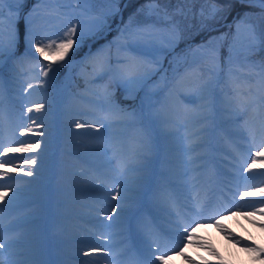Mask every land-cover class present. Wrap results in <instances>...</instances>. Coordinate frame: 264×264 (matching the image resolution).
<instances>
[{
    "label": "rangeland",
    "instance_id": "1",
    "mask_svg": "<svg viewBox=\"0 0 264 264\" xmlns=\"http://www.w3.org/2000/svg\"><path fill=\"white\" fill-rule=\"evenodd\" d=\"M120 1L4 0V3L0 5V13H2L0 15V43L4 46L3 54L0 56V130L5 127L6 129L10 128V137L20 136L24 142H39L36 137L40 136L53 137L54 143L60 147V151H64L66 154L64 156L66 168L63 169L65 178L71 179L67 174L74 171H77L74 173L76 176L79 174L93 176L86 182L75 184L86 187L85 189L103 184L99 175L91 174L90 169L97 168L100 173L99 169L103 170L106 166L105 159L111 154L106 153L104 157L102 154L103 151H106L107 143L113 140L109 136V132L110 134L113 132L119 138V143H126L128 151V154H125L126 163L117 167L119 170L117 179H120L119 181L125 179L126 181L123 183L125 187L130 186L136 191L143 190L142 188L151 173L149 171L151 165L145 164H150L149 159L156 152L154 150L155 134L159 125V118L156 117L159 114L154 115L155 118L150 117L146 110L148 108L153 110L158 106L162 96H165L166 103L172 109L165 111L168 115L164 116V120L168 123L171 121L169 132L174 130L176 137L162 142L160 148L163 151L164 149L173 150L171 141L178 140L181 135H188L189 131V136L186 137L193 134L194 138L188 148L200 150L201 145L204 144L200 141L201 134L206 131L213 133L218 131L215 126H209L213 125L211 120L206 121L203 127L197 128L191 122V114L195 112L196 115L206 116L207 119L212 118L214 104L220 106L225 114L226 118L222 124L225 128H231L238 124L243 130L245 129L243 135L246 137L247 133L256 129V124L253 123L252 127V123H250L254 122L250 116L249 119L246 118V121L241 119L245 117L246 107L249 103L247 100L244 102L243 100L252 95L242 97L240 92L246 93L248 87L264 86V8L252 5L235 16L226 30L213 34L207 40L197 44L189 41L181 45V31L172 23H168L167 20L159 19L158 14H151L141 25L132 28L121 26L119 23ZM208 2L206 0L202 6L201 13L205 17H212L217 12V6ZM252 2H256V0H252ZM35 20L42 22L43 25L40 28L43 30L36 28L35 31H31V28H35V26L31 28L29 26ZM70 25L77 27L78 36L80 33L83 35L77 43H74L69 55L63 61L54 63L51 59L45 60L40 57L34 49L30 50L28 41L32 36L29 33L35 35L37 39L50 42V39L62 36ZM13 34L17 37L16 43L12 48H9V40ZM74 39L76 38L74 37ZM73 61L75 63L70 77L71 90L66 94L64 98L66 100L63 99L64 101L60 104L59 95L67 81L68 66ZM49 63L52 64L55 72H49L45 77L43 71H47V69L43 66ZM124 69L129 72L123 73L124 76L119 79L116 70L122 72ZM137 75L147 78L146 81L136 87L130 86V80ZM258 88L253 97L261 92V88L259 90ZM250 90L254 92L253 89ZM167 93L170 96L169 99L165 95ZM261 95L264 97V94ZM120 98L130 102L122 103ZM238 101L242 103L238 106L237 111L228 109L231 104ZM198 102L210 109L203 108L198 111L195 104ZM38 103L44 104L41 111L27 112L28 107L35 109V105ZM96 108L102 112L111 109L117 114V117L115 119L103 118L100 115V120L94 119V122L91 123L92 129L87 130L85 126L88 124L87 122L93 120L91 117L94 116ZM180 110H183L184 116L182 115L176 120L172 116L173 112L177 113ZM36 115L39 118L37 117L35 122L38 121L39 124H33L32 119H29V117L36 118ZM72 116L71 121L65 119V117ZM57 118H60V121L63 118L66 120L62 129L56 126ZM4 119L7 122H3ZM18 121H21L19 126H17ZM22 122L28 128L31 127V131ZM41 124L48 127L36 129ZM77 124L85 126L78 128ZM14 127L16 128L14 129ZM97 129L99 130L97 131ZM73 130L78 131L79 136L68 139L69 143L72 142V146H66V144L63 146L64 133ZM94 131L95 133L92 135L91 132ZM125 131L127 133L125 138H123L124 134L118 136L119 132L124 133ZM137 132L142 136L143 142L141 143H137L134 136ZM39 133H43V135ZM240 134V132H236L234 136ZM203 135L206 134L203 133ZM219 136V141H215L214 138L213 142L208 143L214 144V151L229 152L231 142L226 131L223 129L219 131ZM186 137H182V139ZM41 150L46 153L54 151L48 147L35 148V153L31 157L34 158ZM129 155L133 156L134 162L127 161ZM198 155L203 159L206 153L200 151ZM80 163L87 164L88 169L81 168ZM29 164L31 165V163ZM10 165L6 164L7 167ZM216 165H221V162L216 160L213 168ZM39 166L48 168L43 164ZM130 168L134 171L129 172ZM28 171L25 169V172ZM172 171L171 177L168 178L170 182H174L172 179L181 174L176 168H173ZM31 172L30 176L24 174L27 180L23 184H28L31 179H37L36 171L31 170ZM127 172L130 173L128 180L134 179L133 182H127ZM42 178L48 181L47 177ZM69 185L64 188L76 190L75 185ZM107 187L114 191L111 184H108ZM136 193L139 194L135 191L124 194H131L135 197ZM99 194L103 193L97 195L98 199H101L102 195ZM109 195L116 196L112 193ZM86 196L93 197L87 190L85 191ZM66 200L70 201V198L61 197L60 199L63 202ZM80 202V199H76L73 204L76 205ZM4 203L0 200V205ZM117 206L126 207L122 203ZM33 211H25L22 215L30 216ZM88 211L95 216L79 215L80 220L84 219L86 225L87 222L100 223V225L106 223L103 216L108 213L100 207H91ZM33 216L36 215L33 214ZM99 216L102 218H98ZM16 220L17 218H13L11 222ZM3 226L5 227V225ZM258 227L261 232H264V223ZM85 236L88 235L78 234L77 237L70 236L66 239L75 241L78 237L84 238ZM95 238L101 239V237ZM35 239L34 242H28V246L21 245L19 247L16 246L25 242L20 234L12 233V235L3 236L1 240L5 245L12 244L10 254L17 253L14 256L17 261H21L30 252L43 249L41 247L42 240H40L43 239V236ZM57 239L59 238H56V241ZM241 246L237 247L241 248ZM94 260L101 261L96 257Z\"/></svg>",
    "mask_w": 264,
    "mask_h": 264
},
{
    "label": "bare ground",
    "instance_id": "2",
    "mask_svg": "<svg viewBox=\"0 0 264 264\" xmlns=\"http://www.w3.org/2000/svg\"><path fill=\"white\" fill-rule=\"evenodd\" d=\"M260 5L262 7L264 6L262 4ZM42 25L40 20H35L29 27L35 26V28H31V31H35L36 28L43 30L40 28ZM74 63V61L70 62L68 66L69 68L66 73L67 81L58 99L60 104L66 100L64 98L71 90L70 77L72 75ZM126 72L129 71L126 69L122 72L116 70V75L121 79L124 76L123 73ZM137 76L140 77L139 82L129 83L130 86H139L147 79L140 75ZM257 88L258 87H248L246 93L237 90V92L241 93L240 96L242 97L252 95L250 97L251 99L245 97L243 100V102L245 100L249 102L246 107V116L243 120H246V118L250 116L254 120V123L257 124V128L255 131L249 132L247 137L241 135L238 139H235L232 134L235 133L239 127L235 126L231 129V134H229V136H231L236 147H233V153H227L231 163H226V166H222L221 169L226 171L225 168H230L235 174L233 177L234 179L230 178L227 172L224 173L225 176L222 174L217 176L216 174L218 171L212 166L215 160L220 159L217 156H224L222 153L214 151V144L211 145L208 143L212 142L214 138L215 141L219 140V131L222 129V123L226 118L224 112L218 105L214 104L212 107V118L207 119L206 116L202 117L196 115L195 112L192 113L193 115L191 114V122L197 128L203 127L206 121L209 122V120H211V124L213 125L209 126H215L218 131L217 133L210 131L203 132L206 134L205 136H202L203 133L201 134L200 138L202 140L200 139V141L204 142V145L200 150L188 148L194 138L193 134H191L190 137H186L189 136V133H187L188 135H181L176 141H172L171 145L173 146V150H161L160 144L167 140L170 135L166 132L170 130L169 126L171 124V121L168 123L164 120V116L168 115L165 111L167 109L172 110L169 104L166 103L167 99L165 100V96H162L158 106L153 108V110L149 108L146 110V113L149 114L150 117L159 114L156 116L159 118V125L154 149L156 152L152 155L153 157L149 159L150 164H145L151 165L149 169L151 175L146 180V184L144 183L145 186H143V190L136 191V189H132L130 186H121L122 184L120 183H125V179H122L120 183H118L119 179H117V176L119 170H117V167L126 163L125 154L127 155L128 151L125 145L126 143H119V138L116 137V134L113 132L110 134L109 132V136L113 140L107 143L106 151H103V154L101 153L103 157L106 153L111 154L110 157L105 159L107 164L102 170V174H106L108 177H103L102 174L98 173L97 168L90 169V173L99 175L103 183L115 186L114 194L117 196L115 199L111 198L108 205L100 203L98 199L96 201L91 200L88 196L85 197L84 193H81L85 187L76 186L78 187L77 194L76 191L72 192L64 188L65 186H70L69 183L74 185L78 182H86L89 178L92 179L93 176L89 177L88 175L84 176L82 174L76 176L72 175L74 173L72 172L67 174L71 179L65 178L63 169L66 168V161L64 158L66 154L64 151H60V147L54 143L55 139H53V137H36V140L40 142V147H48L54 151H52V153L42 152V150L39 151L34 157L36 159L35 165L22 162L24 158L31 157L32 154L35 153V149L29 152H5L0 157L10 161L7 164L11 165L7 167L6 164L0 163V174L7 173L6 176L0 175V185L5 186L0 188V193H7L2 200L5 203L0 205V227L2 226L0 228V240L3 236L12 235V233L20 234V237L22 239L24 238L25 242L16 246L19 247L21 245L28 246V242H34L36 240L35 238L38 239L40 236H43V239H40L42 240L41 247L43 249L34 250L21 261H17V258L14 256L15 254H10V247L12 244H6L5 247L0 248V253H3V255H0V261H2L3 264H86V262L90 264L93 262V259L90 258V255H85L84 252L91 249V247L88 248V246H95L96 248L101 247L108 250L110 256L103 254L99 256L106 263L112 261L115 264H122V262L126 260L127 264H133L135 262H138V264H153V259L148 256H145L146 259L143 258V260L140 261V259L134 257L133 254L128 257L126 254H121V252L125 250L124 246L126 245V238L122 237L123 232L126 229L129 230L132 225L137 227V237L142 234L149 236L157 243V246L160 245L159 248L163 253H175L166 260L165 264H264V232H261L258 227L261 223H264V196L258 194V190L264 189V167H262L260 163H257L250 171H245L246 162L249 161L254 151L264 148V97L261 95L264 94V86H260L258 90L261 88V92L253 97ZM250 89H253L254 92ZM165 95L169 99L170 96L168 93ZM53 101L55 100L53 99ZM200 102L195 103L198 111L203 108L210 109V107H205ZM241 103L239 101L234 102L228 109L235 112ZM159 109L160 111L158 112ZM96 115L113 119L117 117V114L111 111V109H106L104 112H102V110H97ZM182 115L184 116L183 110H180L177 111V113L173 112L172 116L178 120ZM35 117V119H37L38 116L36 115ZM97 117L98 116H96V118ZM65 119L71 121L73 116L69 118L65 117ZM56 122L58 123L56 126L62 129L66 120L63 118L60 121V118H57ZM92 122L94 121L91 120V122H87L88 124L85 126L87 130L92 129ZM20 124L21 121H18L17 126ZM33 124H39V122L36 121ZM25 127L28 128L26 125ZM45 127L48 126L44 125L43 127H36V129L38 128L40 130ZM203 130H205V128H203ZM9 133L10 128L8 127L7 129L5 127L3 130H0V143L7 145L12 142L14 149L20 148V142H24L22 137L11 138ZM91 133L93 135L95 131ZM151 133L150 131V135ZM64 134L63 146H65V144L66 146H72V142L69 143L68 139L79 136V132L76 130L70 131L69 133L65 132ZM121 135L125 138L127 136L126 131L124 133L119 132L118 136ZM134 136L137 139V143L143 142L139 132ZM182 137L186 138L182 139ZM197 138H199V136H197ZM161 151L163 155L161 156V163L158 165ZM200 151L207 153L204 162L198 155ZM58 160L59 163H57ZM134 160L132 155H129L127 158V161L131 163ZM41 164L48 166V168H41V166H39ZM80 167L88 169L87 164L84 163L81 164ZM173 168H176L181 173L177 176L179 180L178 178L176 180H178V182H185L184 184H170L168 178L171 177ZM25 169L29 171L35 170L37 179H31L28 184H23V182L27 180L24 175L27 173ZM130 171L134 170L130 168L129 172ZM129 172L126 173L127 182H133L134 179L128 180L130 176ZM206 172L209 174L205 175ZM222 176L229 180H222ZM42 177H47L48 181H45ZM106 187V185L93 186V188H90L92 189L90 193H94L96 196L95 190L97 193L107 192L108 189ZM130 191H135L139 194L136 193L137 195H135V197L131 194H124L130 193ZM175 191L180 192L178 198L182 201H191L198 205L203 203L206 198H211V196L214 199L217 197L219 198L214 208L201 219L206 225L201 226L197 231H191L192 227H190L186 234L183 235V237H187L190 234V238L184 240L187 246L182 249V254L179 252L181 238L179 241L175 240L169 242L168 236L165 233L161 235L154 222L143 221L144 218L148 217L146 221H149L151 218L145 210H141L132 220L133 214L136 212V206H141V204L146 201L159 200V197L162 196L174 195ZM245 192H247L248 195H243ZM238 195L240 197L237 200ZM102 196H104L103 201L108 199L104 194H102ZM13 197H15V199H13ZM61 197H68L72 202L60 201ZM76 199H80L84 204L82 206V203L78 205L71 204L74 203ZM88 201H91V204L96 206L99 205L104 212L108 213L106 215L107 223L102 227L97 228L91 224L85 225L84 221L80 220V216L83 214L85 216L89 213L83 211L87 209L88 206H91L88 204ZM119 203H122L126 207H118L117 205H119ZM113 206L116 207V212L114 214L111 212ZM29 210H34L32 213L36 216L32 217L33 214H30V216L28 214L25 216L22 215L23 212ZM92 214H90V216H93ZM229 215L231 216L230 218ZM108 216H112V219L109 220ZM106 217L104 216V218ZM13 218H17V220L11 222ZM197 218L198 216L196 215L194 221H197ZM192 222L186 221L185 225H189ZM3 225L7 226L4 227ZM89 230L103 236L104 240L96 241L91 238L88 241L82 238H77L74 242L65 240L70 236L76 237L77 234H82V231L88 232ZM56 238L59 239L56 241ZM138 242L140 243V240L134 238L133 244ZM128 245L129 247L131 246L130 244ZM238 245H242L241 248L237 247ZM250 249H257V251H251ZM54 253L64 255L60 257L58 255L55 256ZM155 264H158V262H155Z\"/></svg>",
    "mask_w": 264,
    "mask_h": 264
},
{
    "label": "snow or ice",
    "instance_id": "3",
    "mask_svg": "<svg viewBox=\"0 0 264 264\" xmlns=\"http://www.w3.org/2000/svg\"><path fill=\"white\" fill-rule=\"evenodd\" d=\"M241 3H251L252 0H240ZM258 3L264 5V0H257ZM4 3V0H0V5ZM2 15V13H0ZM29 35L32 36V38L28 41V44L30 46V50L34 49L36 53H39L40 57H43L45 60L51 59L54 63L57 61H63L65 57H67L70 53V51L73 48L74 43H77L80 38H82L83 33H80L78 36L77 33V27L75 25H70L67 28V31L60 37L52 38L50 39V42H45L43 39H37L35 35L29 33ZM74 37L76 39H74ZM17 37L15 34H13L9 40V48H12L16 43ZM4 51V46L2 43H0V56H2ZM47 69V71H43V76L47 77L49 72H55V69L53 68L52 64H46L43 66ZM140 77H134L130 83H138ZM44 108L43 103H38L35 105V109L33 107H28L27 112L32 113L34 110L39 112ZM29 119H32L33 123H35V118L29 117ZM84 124H77V127H84ZM91 126V125H89ZM41 127H43V124H41ZM31 131V127L28 129ZM99 129H97L98 131ZM40 135H43V133H39ZM21 147L14 149L12 147V143L10 142L6 146L2 143H0V156H2L7 151H23V152H29L32 151L35 148L40 147V142L38 141H28V142H20ZM258 158H264V148H260L259 150H256L254 154L250 157L249 161L246 162V168L245 171H250L254 166L257 165V163H260L262 167H264V159H258ZM10 161L3 160L0 161V163L7 164ZM23 163H31L33 165L36 164V159L33 157L24 158ZM27 175H32L31 171H28L26 173ZM0 175L6 176L7 173H3ZM5 187L4 185H0V188ZM258 194L264 196V189L258 190ZM7 195L6 192L0 193V200H3L4 197ZM243 195H248L247 192L243 193ZM114 199L116 196L113 197ZM15 199V197H13ZM111 212L114 214L116 212V207L113 206L111 208ZM108 219L111 220L112 216H108ZM194 226L198 227L201 226L199 222L193 221L191 224L185 226V231L188 230V228L192 227L194 230ZM190 234L187 237H182L181 242L179 245V252L182 254V249L186 247L187 245L184 243L185 239H189ZM5 247V244L0 240V248ZM251 251H257V249H250ZM100 252L103 255H108V250L106 248H96L93 247L90 250H86L84 252L85 255H91L93 253ZM0 255H3V253H0ZM153 264H155V261H160V264H165L166 260L169 258L167 255L160 254L158 252L153 253ZM0 264H3L2 261H0ZM87 264V262H86Z\"/></svg>",
    "mask_w": 264,
    "mask_h": 264
},
{
    "label": "trees",
    "instance_id": "4",
    "mask_svg": "<svg viewBox=\"0 0 264 264\" xmlns=\"http://www.w3.org/2000/svg\"><path fill=\"white\" fill-rule=\"evenodd\" d=\"M205 0H130L128 5L123 9V21L125 25L133 26L143 21L150 14L157 13L159 19H167L172 22L176 28L190 32L188 39L199 41L209 26L220 24L224 21H230L232 15L238 10L239 5L234 0H211L220 7V16L216 19H204L198 14L200 6ZM243 7H247L246 5Z\"/></svg>",
    "mask_w": 264,
    "mask_h": 264
}]
</instances>
